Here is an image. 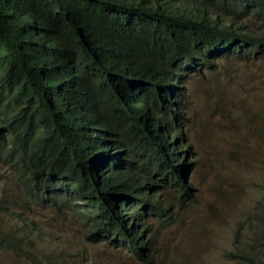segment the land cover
<instances>
[{"label":"trees","instance_id":"16d2710c","mask_svg":"<svg viewBox=\"0 0 264 264\" xmlns=\"http://www.w3.org/2000/svg\"><path fill=\"white\" fill-rule=\"evenodd\" d=\"M245 18L264 21V0H0V162L25 202L148 259V220L173 221L163 191L190 199L183 85L264 49ZM248 217L264 226V209ZM1 248L22 253L0 229Z\"/></svg>","mask_w":264,"mask_h":264},{"label":"rangeland","instance_id":"374dc122","mask_svg":"<svg viewBox=\"0 0 264 264\" xmlns=\"http://www.w3.org/2000/svg\"><path fill=\"white\" fill-rule=\"evenodd\" d=\"M245 19L248 31L264 33V21ZM183 89L190 199L179 204L163 191L173 221L148 220L154 237L148 259L91 242L73 211L25 202L13 171L0 162V229L22 247L19 256L1 248L0 264H244L231 255L238 250L264 257V239L254 236L257 222L248 217L264 209V49L219 57L191 73Z\"/></svg>","mask_w":264,"mask_h":264}]
</instances>
